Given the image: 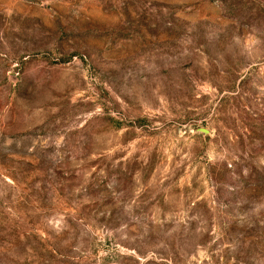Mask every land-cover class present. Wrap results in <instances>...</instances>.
<instances>
[{
  "label": "rangeland",
  "instance_id": "374dc122",
  "mask_svg": "<svg viewBox=\"0 0 264 264\" xmlns=\"http://www.w3.org/2000/svg\"><path fill=\"white\" fill-rule=\"evenodd\" d=\"M0 264H264V0H0Z\"/></svg>",
  "mask_w": 264,
  "mask_h": 264
}]
</instances>
